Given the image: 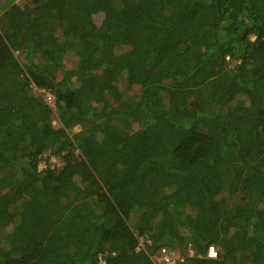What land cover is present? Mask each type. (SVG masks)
I'll return each mask as SVG.
<instances>
[{
	"label": "trees",
	"instance_id": "1",
	"mask_svg": "<svg viewBox=\"0 0 264 264\" xmlns=\"http://www.w3.org/2000/svg\"><path fill=\"white\" fill-rule=\"evenodd\" d=\"M166 80L193 81L187 110ZM10 225L0 264H155L160 248L175 264H264V0L8 9L0 231Z\"/></svg>",
	"mask_w": 264,
	"mask_h": 264
},
{
	"label": "rangeland",
	"instance_id": "2",
	"mask_svg": "<svg viewBox=\"0 0 264 264\" xmlns=\"http://www.w3.org/2000/svg\"><path fill=\"white\" fill-rule=\"evenodd\" d=\"M21 1L22 0H0V20H4V15L8 11V9H10L12 6H14L16 4H19ZM20 8L24 9V7L22 5H20ZM97 20H98V18H97ZM15 55L17 56V53H15ZM192 82L193 81H190L187 86H184V85L179 86V85H176L173 82L168 81V80H166L164 82V85L168 86V88H170L172 97L174 98L173 101L175 103V106L179 110H183V111L187 110L191 106L192 100H194L193 91H194L195 87L192 85ZM124 85H125V88L127 90L126 94L129 95V96H134L135 97L136 93L138 92V88L139 87L137 85H132V86L128 87L125 83H122L121 86H124ZM200 98H202V97H200ZM200 98H197L196 95H195V99H197V101H199ZM50 117H51V123H52L53 127L55 129L60 128V124L57 121L56 116L55 115H51ZM79 130H80V127L77 125L74 128L70 129L68 131V133L70 135H72L74 133L79 132ZM77 153L78 152H76V154ZM47 155H49V154H46L45 156L49 159V163L51 165H53V166L54 165L55 166L56 165H60L61 161H60L59 158L54 157L52 155H49V156H47ZM44 166H45V164L41 163L40 166H39V169L44 168ZM12 226L13 225H10L9 227H7L4 230L0 231V241H1V243H3L4 238L6 237V234H9L11 232ZM186 252H187L188 256H192L193 255V252H192V250L189 247L186 248ZM178 254H179V252H178ZM179 256H180V254H179Z\"/></svg>",
	"mask_w": 264,
	"mask_h": 264
},
{
	"label": "built area",
	"instance_id": "3",
	"mask_svg": "<svg viewBox=\"0 0 264 264\" xmlns=\"http://www.w3.org/2000/svg\"><path fill=\"white\" fill-rule=\"evenodd\" d=\"M45 101L50 105L51 109H54V97L47 91H42ZM206 257L209 259H215L217 257V250L214 246H209L206 252ZM155 264H175L177 261L183 262L184 258L179 256L178 252L170 251L167 248H160L153 255Z\"/></svg>",
	"mask_w": 264,
	"mask_h": 264
}]
</instances>
